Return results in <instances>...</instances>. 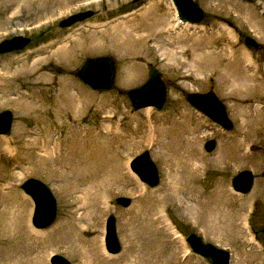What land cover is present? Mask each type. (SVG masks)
Segmentation results:
<instances>
[{
    "label": "rangeland",
    "instance_id": "374dc122",
    "mask_svg": "<svg viewBox=\"0 0 264 264\" xmlns=\"http://www.w3.org/2000/svg\"><path fill=\"white\" fill-rule=\"evenodd\" d=\"M196 2L204 14L200 24L182 28L175 27L170 0H0V40L17 35L29 39L21 49L0 53V112L13 114L9 134L0 135V264H50L53 253L71 264H209L188 250L186 233L227 249L230 264H264V0ZM86 11L91 14L84 20L61 26L70 14ZM156 19L163 22L159 36H154ZM135 31L145 33L146 47L134 44ZM175 31L187 38L183 44L170 38ZM247 36L261 47H247ZM197 40H209L218 49L231 45L236 54L249 58L252 67L245 59L232 61L236 74L251 75L247 94L225 85L212 68L195 73L187 46ZM167 47L179 60L162 55ZM102 55L112 56L116 65L114 84L106 91L93 90L73 75L86 57ZM148 65L160 72L167 86L162 107H149V113L146 107L133 109L125 96L126 90L146 83ZM207 91L224 103L231 128H222L189 104L188 94ZM73 94L84 99L83 109L69 105ZM238 101L253 107L244 127ZM182 116L202 128L187 173L191 190L182 195L178 188L165 196L181 174V147L177 156L178 142L171 134L180 129ZM106 127L113 132L135 129V143L109 148L105 142L112 136L104 137ZM59 133L65 136L64 151L75 149L72 163L53 153ZM207 140L215 141L211 151L204 148ZM222 148L233 157L226 164L218 163ZM143 150L158 169L156 187L142 183L130 170V161ZM112 152L117 160L109 157ZM125 155L127 165L120 167ZM113 170L120 175L118 181L109 179ZM242 170L252 172L246 194L234 192L230 183ZM86 176L107 177L112 190L75 192L77 186L84 190ZM31 177L44 182L56 200V217L46 228L31 225L34 204L21 188ZM118 197L129 198L130 205L115 203ZM180 197L191 209L180 206ZM110 214L121 245L115 255L104 246Z\"/></svg>",
    "mask_w": 264,
    "mask_h": 264
},
{
    "label": "bare ground",
    "instance_id": "6f19581e",
    "mask_svg": "<svg viewBox=\"0 0 264 264\" xmlns=\"http://www.w3.org/2000/svg\"><path fill=\"white\" fill-rule=\"evenodd\" d=\"M24 1L34 2L36 0H24ZM227 1H229V0H227ZM170 2H171L170 5L174 11L173 16L175 17L176 22L178 21V19L176 18L175 10H177L179 12L180 17L183 19L184 18L190 19V18H196L197 17L198 11L194 8V6L191 3L188 2V0H174L176 5L173 4L172 0H170ZM131 13L132 12H130L128 14H124V15H122V17L123 18L128 17L127 15H129ZM156 21H158V20L156 19ZM162 23H161V21H158L155 23L154 26H155L156 30H155L154 36H156V35L159 36V35L163 34L164 29L163 28L161 29ZM189 23L190 22H184V23H181L182 25H179L178 23H176L177 25L175 27L181 26L182 28H186V27L195 26L194 24H189ZM119 24L123 25L124 23H119ZM196 26H198V25H196ZM117 27H119V26H117ZM139 31H135L136 34L134 33L132 36L131 35L130 36L134 40V44L137 43L136 46L138 44H141L142 47H146L148 45V42H149L147 40L148 38L144 32H139ZM169 32H171V31L169 30ZM131 33H132V31L130 32V34ZM169 34H171V35H169L170 38L176 39L179 43L181 42V44H183L187 40V38L185 36H183L182 32L178 33L175 31V32H172ZM14 40L17 41V39H14ZM154 40L158 41L156 37H154ZM168 43L172 44V43H174V41L169 40ZM155 46H153V47H155ZM159 46H160V44H159ZM246 46L248 47V45H246ZM187 47H190L189 49H190L191 56H192L191 61H193L190 66L192 68H194V71L197 75H199L200 73H204L205 72L204 69L209 71L212 68L213 69L212 71H214V72L216 71V73L219 72V74H220L219 76L223 79L225 85H227L228 87L229 86L230 87L231 86L237 87L238 90H240L241 94H247L246 92L249 90V87H250V85L248 83H249V79L251 80V75L247 78L245 75L241 76V75L236 74V72H234L235 70L232 69V63L235 61L241 63L242 61H244L245 55H242L240 53H239V55L236 54V53H238L237 50H235L233 46L228 45V44L226 46H223V48L218 49L217 47H219V46L216 43L210 42L209 40H204V41H198L197 40L196 42H193V44H188ZM148 48L149 47H147V49ZM157 48H164V47H158V45H157ZM181 48L183 49V47H181ZM187 53H189V50H187ZM162 55L167 59L179 60L176 53L174 51H172L171 49H169L168 47L165 48L164 53L162 51ZM227 60H228V62H226ZM246 62H247L248 66L252 67L249 58L245 59V63ZM181 63H183V62L181 61ZM207 66H208V69L206 68ZM225 66H227V67L225 68ZM219 67H221V68L219 69ZM91 73L92 74H90V75H91V78L93 81H104V82L108 81L106 79L108 77V69L106 66L103 65L102 61H98L95 63V66L92 68ZM235 74H236V78H234ZM130 75H131V73H130ZM232 77L234 79H232ZM241 78L244 79V81H241ZM149 79L150 78H148L146 83L143 85V88L141 89V91H139L137 94H135V98L138 101H141V104H143V103L145 104V102L148 101V99L157 100L158 99L157 95L164 92V86L163 85H158L155 83L153 84V82L149 81ZM239 80L241 82H239ZM233 82H234V84H232ZM87 83L92 85L91 82L87 81ZM127 98L130 100L131 106H138L140 104V103H135L134 98L130 97V95H128ZM229 98H231V93L229 95ZM69 99H70L69 105L70 106L72 105L76 110H81L84 108V106H85L84 99L81 98L79 95L73 94V95L69 96ZM195 99H196V101H194V98L190 99L187 97L189 104L193 108H195L196 110L201 112L203 115L208 117L211 121L218 124L219 126H221V127L227 126L226 123L224 122V119H223L225 117L223 110L218 108L214 103H212L210 101V97L208 95L195 97ZM142 101H144V102H142ZM241 102L242 101H238L237 107L238 108L241 107L240 108V115L243 118V123L241 124V126L244 127V125L246 124V121L244 120V118L249 113L250 107L251 108H253V107L251 105H250V107L249 106L243 107V106H241ZM145 107L147 109L149 107H152V105H147V106H144L143 108H145ZM259 110H261V108H260V106H257L256 111L258 112ZM147 113H149V109H147ZM249 118H252V117H249ZM109 120L111 121V119H109ZM179 123H180L181 127L178 131L174 130L173 127H171L172 130L176 131V132H173L171 135H173V137L175 138V141L178 142V144H177L178 149L175 150V154H177V156L181 155V174L178 176H175V181H172L170 183V185L166 188L167 191H165L163 193V195H165V196L171 195L173 193H177L178 188H180V192L182 195L187 194L186 191L191 190V186H190L191 180L187 176V173H188V171H190L191 161L193 159H195V157H196V154L194 152H195L196 144L198 143L199 135L201 133L202 128L200 125L194 124L189 119L186 120L184 116H182ZM0 124H2V121H0ZM1 126H3V125H1ZM105 130H106V133L104 134V137H107V135H108V137H109V135L112 136V139L107 140V143L105 142V144H107L109 148L113 147V148L117 149L118 147L120 148L122 145L128 146V148H130L135 143V139L132 138V135H134V132H135V129H133V128L128 127L126 129H122L121 131L118 130L117 132H113V131H110V128L106 127ZM83 132H86V131H83ZM125 132H127L129 135L127 136V134ZM99 134H98V137L99 136L101 137L102 134H100V135ZM62 136L63 135L61 133H59L57 138L54 140L53 153L55 154V156L57 158H61L63 161H66V162L69 161L72 163V161L70 160V157H71V153H72V155L74 154L75 149H73L74 147L70 146L67 148V150L65 147V151H64L63 140L65 139V136H63V137ZM93 136L95 137V135H93ZM70 141H73V140L70 139ZM180 147H181V154H179L180 153ZM204 148H205V144H204ZM225 148H228V147H225ZM225 148H222L221 153L218 157V163L219 164L220 163L226 164L230 160L229 158H233V157L228 156L231 154L228 152V149H225ZM242 148L244 150V145H242V141H241V149ZM113 156L116 157L115 152L113 154L109 155V157H111V158H113ZM137 156H139V155H137ZM137 156L134 157L130 161V164H129L130 170L133 172V174H135L137 176V178L140 181H142V179H143L145 181L155 182V175H154L155 169L150 167L149 165H147L145 163H142L139 160V158H137ZM124 157L125 158L121 157L119 159L120 165L119 164L118 165L120 167H121V164L123 166L127 165L128 157H126V155ZM163 159H164V157H163ZM81 160H82V158L80 159V161ZM116 160H117V157H116ZM238 161H241V159ZM113 168L115 169L116 172H118V170H119L118 166L117 167L114 166ZM82 169H84V167ZM88 170L90 171V169H88ZM110 170L112 172V169H110ZM115 171H114V173L110 174L109 179H111L112 181H114V180L118 181L117 179L120 178L119 173H115ZM87 174H88V172H87ZM109 179L107 177L106 178L104 177L102 179V176H98V177H87L86 176L85 180H84L85 182H82L83 184L81 183L82 186L84 185L83 186L84 190L81 189V186H77V187H75L74 191L75 192H77V191L82 192L85 195H90L91 194L90 192H95V193L97 192L98 194H100V193L103 194L104 192L108 193L112 190V183H113L111 181H108ZM179 180L181 182L180 185H178ZM243 184H245V177L243 175L238 176V177H234L231 181V186H232V189L234 192H239V190H243ZM23 187L25 188V184L23 185ZM29 194L31 195V199H32V202L34 204V209H33V214H32V219H31L32 225L35 226V225L40 224L41 223L40 221H44V219L46 217L48 219H50L51 214H52L53 201H51V199H49V197L46 194H38V193L34 194L31 191H29ZM199 198H200V196H199ZM180 200H181L180 201L181 207L187 206L186 208L191 209V206L188 205L187 203L185 204V206H183V200L184 199L182 197H180ZM225 205H230V202L229 201L226 202ZM124 207H127V206H124ZM208 207L210 209H213L214 205L210 202V203H208ZM212 217L213 216H210V219ZM62 227L63 226L60 225L58 227L57 231L60 230V228H62ZM108 228H109V224H108V222H106V228H105L106 233H105V238H104V246H105V251H107L108 253H112L113 249L111 248V242H110V238H109ZM33 233H35V232H33ZM252 238H253V236H252ZM184 242L186 243L188 250H194V251H197L201 254H204L201 250L197 249L193 245V243L190 239H188L187 241L185 240ZM214 254H216V255H214ZM214 254L209 255L210 264H223L224 263L223 258H220L217 255L218 254L217 252ZM50 261H51L50 264H55L54 258H51ZM38 262H40V260Z\"/></svg>",
    "mask_w": 264,
    "mask_h": 264
},
{
    "label": "water",
    "instance_id": "95a60500",
    "mask_svg": "<svg viewBox=\"0 0 264 264\" xmlns=\"http://www.w3.org/2000/svg\"><path fill=\"white\" fill-rule=\"evenodd\" d=\"M249 1H253V0H249ZM173 4H175L174 0H172ZM189 3H191L194 8L198 11V15L196 18H181L178 12V15L180 17V19H182L183 21H189V22H199L202 18H203V10L202 8H200V6L198 5V3L196 2V0H188ZM91 14L90 11H86V12H79V13H74V14H70L69 16H67L65 19L61 20L60 24L61 26H68L71 25L72 23L76 22V21H81L84 20L85 18H87L89 15ZM185 14V13H184ZM199 16V17H198ZM66 22H70L67 24H64ZM14 39H17V41H15ZM28 38H24V36H13L11 38H6L0 41V53H5V52H9L12 51L14 49H21L25 46V44L28 42ZM245 44L248 45V47L250 48H255L258 49L261 47V44L257 43L254 38L252 37H245L244 38ZM98 61H102L103 65L107 67L108 69V77L106 78L108 81L104 82V81H93L91 78V71L92 68L95 66V63ZM115 71H116V65H115V61L113 59L112 56L110 55H102V56H89L86 57L84 59V61L82 62V64L78 67V69L76 71L73 72V75L76 76L83 84L87 85L88 87H90L93 90H98V91H106L108 89H110L115 81ZM149 79V81L153 82V84H158V85H163L164 86V92L160 93L157 95V100H152V99H148V101L145 102V104H141V101H138L135 98V94H137L139 91H141V89L143 88L142 85H139L135 88L129 89L125 91V96L128 97V95H130V97L134 98L135 103H140L138 106H131L133 109H140L143 108L144 106L147 105H152V107L156 108V109H160L166 99V93H167V86L165 81L162 79V76L160 74V72L158 70H156L154 67H152V65H148V77L146 79V81ZM88 82H91L92 85L88 84ZM164 93V94H163ZM209 96L210 97V101L212 103H214L218 108L222 109L224 112L225 117L224 122L226 123V127H223L225 129H229L232 127V121L231 119L228 117L227 111H226V107L224 105V103L217 97V95L213 92V91H207L206 93H195L192 92L190 94H188L186 96V98H194V101H196L195 97H200V96ZM144 102V101H142ZM0 121H2V124H0V135H7L9 134L10 130H11V126H12V122H13V114L10 110H3L0 112ZM3 125V126H1ZM210 144V146H209ZM215 147V141L214 140H207L205 142V150L206 151H211L213 148ZM141 154H139V156H137V158H139V160L142 163H145L147 165H149L150 167L155 169L154 175H155V182H149V181H145L142 179V182L146 183L147 185H149L150 187H155L159 184V175H158V169L155 165V163L152 161L148 150H143L142 152H140ZM237 175H234L235 177L238 176H244L245 177V184H243V190H239V192L241 193H247L248 191H250L251 187H252V172L250 170H242L239 171L238 173H236ZM25 184V188L23 187V185ZM21 188L22 190L31 198V195L29 194V191L33 192L34 194H46L49 199H51V201H53V208H52V214L50 219H48L47 217L44 219V221H40L41 223L38 225H35L36 228H46L47 226H49L55 219L56 217V200L54 195L52 194L51 190L49 189V187L42 181L35 179V178H28L26 179L22 184H21ZM115 203L117 204H121L122 206H128L130 204V199L127 197H118L115 199ZM115 217L113 214H110L107 216L106 222H108L109 224V238H110V242H111V248L113 249L112 253H117L120 250V244L118 241V237L116 234V227H115ZM188 239H190L193 243V245L201 250L204 254H201L197 251L191 250L193 253H196L204 258L210 259L209 255L210 254H214V253H218L217 255L220 258H223L224 263L223 264H229V259H230V253L228 250L224 249V248H219L217 246H215L214 244L210 243V242H205L200 236H198L195 233H187L185 235V240L187 241ZM207 254V255H206ZM216 255V254H214ZM51 258H54L55 264H71L70 261H68L66 258H64L61 255H57V254H53L51 255ZM50 258V260H51Z\"/></svg>",
    "mask_w": 264,
    "mask_h": 264
}]
</instances>
